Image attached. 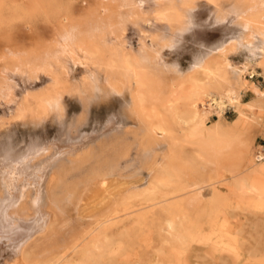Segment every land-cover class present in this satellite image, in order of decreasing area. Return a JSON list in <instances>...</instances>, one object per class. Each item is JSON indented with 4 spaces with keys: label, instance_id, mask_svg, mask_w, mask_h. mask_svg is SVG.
<instances>
[{
    "label": "rangeland",
    "instance_id": "374dc122",
    "mask_svg": "<svg viewBox=\"0 0 264 264\" xmlns=\"http://www.w3.org/2000/svg\"><path fill=\"white\" fill-rule=\"evenodd\" d=\"M246 1L257 5L264 3V0H0V78L3 76V70L14 63V55H8L7 58V47L12 51L30 53L36 46H52L54 49L53 45L62 41L61 29L73 30L82 37L89 36V54L85 58L81 56L83 63L73 66L68 76L61 77V82L54 88L53 94L56 108L50 107L42 119L36 118L33 113L19 116L15 110L17 104L21 103L24 89L37 90L48 82V76L40 72L35 83H24L19 76H12L13 83H16L14 100L19 101L0 99V146L15 144L14 148L18 149L19 145L22 147L32 137L42 142L58 139L59 136V139L66 140L69 138L68 135L75 139L77 134L79 138L80 135L87 134L85 132L95 133L96 136L89 139L86 145L77 150L72 149L69 154L61 157L52 181L42 186L40 197L44 196L46 199L49 198V193H52L51 197L57 199L59 205L69 195L68 192L65 193L66 189H70L69 187L87 172L97 171L104 163L115 165L118 162L120 169L126 168L125 171L129 173L132 171L130 164L134 162L137 152L144 149L147 151L151 149L160 160L168 150L167 140L161 136L150 139L145 126L136 121L129 111L132 104L130 77L122 72L118 74L119 68L114 71L110 63L116 65L122 53L129 54L137 61L152 92L151 100L155 111L164 118L170 129L177 131V124L165 115L162 108L169 89L172 84L178 85L181 82L191 66L207 58L217 59L220 66L224 65L221 57L214 58L210 55L211 49L235 36L234 26L240 20ZM20 4H23L25 10L15 11V6ZM27 4H30V7ZM239 51L240 49L228 56L234 64L243 60L238 55ZM36 60L34 63L39 66V61ZM255 69L259 76L255 75L254 81L264 88L262 70L259 66ZM108 76L116 80L124 79L120 94H109L104 90V80ZM246 77L251 79L248 75ZM225 78L231 79L228 70L225 72ZM88 79L89 84L91 80L97 82V88L90 89L89 85V97L83 98L77 92L76 86L79 80ZM224 83L219 80V84ZM210 85L209 89L212 91L214 87H218L217 84ZM175 92L176 89H173V93ZM250 92L248 90L245 94L244 101L250 99ZM31 104L35 107L34 101ZM200 107L205 108L203 110L207 115V124L219 118L214 110L202 105ZM234 116V109L227 107L220 118L230 121ZM108 118L118 120L117 124L121 126L103 134L101 130L105 129V120L108 121ZM62 128L67 133L62 131ZM232 138L227 136L222 147L218 146L219 142H212L209 139L210 153L216 155L218 150L227 147L230 165L226 164L227 167L222 171L231 172L233 175L228 182L244 181L247 185L253 186L252 180L256 175L251 169H247L244 146ZM260 144H264V132H253L250 139L252 149ZM183 150L189 151L193 148L187 145ZM188 154V160L194 161V154ZM50 158L43 156L37 164L38 167H43ZM214 161L216 158L211 160L209 157L202 158L201 163H198L199 168L194 166L192 170L199 169L205 173ZM73 166L77 171L73 170ZM126 172L109 177L104 183L106 189L100 187V184L91 186L85 201L76 206L74 213L66 215L55 210V219L50 221L53 228L30 246L27 253L36 258L39 256L38 262L46 261L55 254L62 255L63 243L70 240V237L80 229L82 231L93 227L95 219H99L98 213L101 208L107 207L114 194L127 191L130 187L143 184L147 180L144 171L131 177L125 176ZM195 181L196 179L193 180L194 183ZM76 187L70 190L71 193ZM223 189L228 198L225 206L219 207L222 211L219 215L222 216L218 217V226H215L217 229H210L201 221L198 222L201 225L199 228L195 223L191 225L177 219L176 229L173 234H169L165 229L166 216L158 213L156 215L158 217L160 214V217L156 218L155 215L154 219L142 220L139 225L126 224L123 229L135 226L134 229L131 228L132 231L127 237L122 235L121 239L120 236L117 237L118 233L111 234L110 239L104 240L105 243L109 242L105 247L108 257L100 260L99 250L94 249L93 256H96V261L92 264H110L112 259L114 262L115 257L116 264H264V205H252L251 201L243 198L230 186ZM204 195L206 198L207 193L204 192ZM34 198L35 190L31 189L24 203L32 204ZM217 230H220V234ZM120 240L123 242V249L116 256L115 253L109 254L108 251L113 252ZM50 248L55 250L51 251ZM69 255L71 258L74 256L72 260H78L77 252H71ZM21 258L20 251L4 247L0 253V264H24V259Z\"/></svg>",
    "mask_w": 264,
    "mask_h": 264
},
{
    "label": "bare ground",
    "instance_id": "6f19581e",
    "mask_svg": "<svg viewBox=\"0 0 264 264\" xmlns=\"http://www.w3.org/2000/svg\"><path fill=\"white\" fill-rule=\"evenodd\" d=\"M28 6L30 7V4ZM14 10L24 11L25 8L23 4H20L15 6ZM234 29L236 31L234 37L227 41L223 40V43L221 42L211 49L210 55L214 58L216 56L221 57V62L224 65L220 66L217 59L209 60L207 58L191 66L181 82L178 85L172 84L169 89L168 97L163 101L162 108L165 115L177 124V131L170 129L165 124L164 118H161L159 113L155 111L151 100L152 92L146 84L137 61L129 54L122 53L116 65L110 63L114 71L119 68L118 74L122 72L130 77L132 104L129 111L136 118V121L145 126L150 139L161 136L167 140L168 150L161 156L160 160L151 149L149 151L144 149L137 152L134 162L130 164L132 171L129 173L125 171L126 168L120 169L118 162L115 165L104 163L97 171L87 172L69 187L70 189H66L65 193L68 192L69 195L59 205V202H56L58 200L51 197L52 193H49V198L40 197L41 188L48 181H52L55 172H57L56 167L60 165L58 164L60 158L69 154L72 149L77 150L86 145L89 139L96 136L95 133H81L79 138L77 137L78 134L75 135L74 133L75 139H71L68 135L71 141L69 138L66 139L67 141L59 139V135L58 139L54 138L42 142L30 137L29 141L26 140L28 143L23 141L25 145L22 147L19 145L20 148L18 149L14 148L15 144H11L14 145L13 148L12 146H0L3 147L0 149V253L4 247L16 249L22 254L21 259H24V264H92L96 261V256H93L94 249L99 250L97 251L100 260L101 258L105 259V256L108 257L105 247L109 245V242L105 243L104 240L110 239L111 234L116 232L118 233L117 237L122 235L127 237L142 220L148 218L152 220L158 213L166 216L165 229L169 234H173L176 229L177 219L191 223V225L195 223L196 226L199 225V228L201 227L199 221L208 225L210 229L216 228L215 226H218L219 221L218 217L221 215H219L221 211L219 207L225 206L228 198L223 191L224 187L230 186V188L237 190L243 198L251 201L254 206L264 205V153H261L259 145H256L255 149H252L250 145L253 132H264V88H261L254 81V76H259L255 69L257 66L261 68V76L264 79V3L257 5L254 2L246 1L240 20ZM61 33L62 41L53 45L54 49L52 46H36L33 50L35 54L29 51H12L6 46L7 58L8 55H14V63L9 64L11 66L3 70V76L0 78V99L16 101L14 100L15 95H13L16 86V83L14 84L12 81L14 75L19 76V79L24 83H35L40 72L48 76V82L37 90L32 91L30 88L31 91L24 89L23 93L21 92L23 94L21 95V103H16L17 107L15 106V111L18 112L19 116L33 113L36 118L42 119L50 107L55 109L54 88L61 82V77L68 76L73 66L83 63L82 58L89 54V36L82 37L81 34H76L73 30L67 29H61ZM238 49H240L238 55L243 60L234 64L228 56ZM35 60L39 61V66L34 63ZM226 70L231 73L230 80L225 78ZM246 75L251 79H248ZM123 80H116L112 76H108L104 80V90L109 94H120ZM219 80L225 83L221 85ZM210 84H217L218 87H214V91H212L209 89ZM89 85L90 89L97 88V82L93 80L90 84L89 79L78 81L76 89L83 98L89 97ZM173 89H176L175 93H173ZM248 90L251 91V97L244 101V96ZM32 101L35 102V107L32 106L34 105L31 104ZM200 105L214 110L219 118L207 124V115L203 110L205 108H201ZM227 107H232L235 111V116L230 121L220 118ZM106 121L105 129L101 130L103 134L121 126L119 123L117 124L118 120L109 119ZM61 130L63 131L64 128ZM227 136H231L232 139L243 144L248 163L247 169H251V172L256 175L252 180L253 186L247 185L244 181L228 182L233 178V175L230 171V173L222 171L227 167L226 164L230 165L228 162L230 153L226 150L227 147L218 150L216 155L210 153L209 139L212 142H219L218 146H224V140ZM187 145L192 146L193 150L184 151L183 148H186ZM188 153L194 154L195 159L192 162H195V165L188 160ZM43 156H50L51 158L40 168L37 164ZM206 157H209L210 160L216 158L207 172L204 173L199 169L193 171L192 168L194 166L199 168L198 163H201V159ZM60 163L62 162L60 161ZM73 170L77 171L75 166H73ZM142 171L146 173L147 180L143 184L130 187L127 191L114 194L111 202L107 203V207L101 208L98 213L99 219H95L96 223L93 227L85 228L82 231L80 229L71 237L70 233V240L66 239V243L62 242L63 249L62 252L60 251L62 255L55 254L54 257L46 261L39 260L38 262L39 256L36 258L27 253L30 246L42 239L43 234L45 232L47 234L53 228L50 226V221L55 219V210L62 214H72L75 212L76 206L83 203V200L85 201L91 186L100 184V187L105 188L104 183L109 177L122 175L124 172L127 173L125 176L131 177ZM194 179H196L195 183L193 182ZM74 187L76 188L71 193ZM31 189L35 190L33 203H24L28 199V193ZM204 192L207 193L206 198ZM47 206L48 209H46ZM158 217L156 215V218ZM128 223L133 225L136 223V225L123 229ZM219 231L217 230V232ZM36 246L38 245L36 244ZM115 246V249H111L113 252H108L109 254L115 253L116 256L123 249V242L120 240ZM60 247L57 246L58 249H61ZM50 250H55V248H50ZM43 252L45 254L46 250ZM71 252L78 253L77 261L72 260L74 256L69 257ZM115 259L114 262H116ZM111 261L113 262V259Z\"/></svg>",
    "mask_w": 264,
    "mask_h": 264
},
{
    "label": "built area",
    "instance_id": "2783aa9c",
    "mask_svg": "<svg viewBox=\"0 0 264 264\" xmlns=\"http://www.w3.org/2000/svg\"><path fill=\"white\" fill-rule=\"evenodd\" d=\"M259 146L261 147V153H264V144H260Z\"/></svg>",
    "mask_w": 264,
    "mask_h": 264
}]
</instances>
